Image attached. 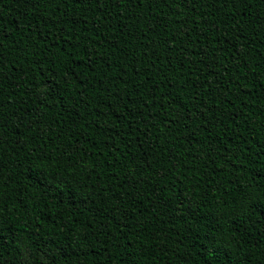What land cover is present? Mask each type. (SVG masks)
I'll use <instances>...</instances> for the list:
<instances>
[{"label":"trees","instance_id":"1","mask_svg":"<svg viewBox=\"0 0 264 264\" xmlns=\"http://www.w3.org/2000/svg\"><path fill=\"white\" fill-rule=\"evenodd\" d=\"M0 38V264H203L218 216L264 264V0H0Z\"/></svg>","mask_w":264,"mask_h":264},{"label":"snow or ice","instance_id":"2","mask_svg":"<svg viewBox=\"0 0 264 264\" xmlns=\"http://www.w3.org/2000/svg\"><path fill=\"white\" fill-rule=\"evenodd\" d=\"M78 2V0H77ZM3 38H0L2 40ZM3 47L2 42H0V48ZM71 75V73H69ZM261 187H264V185H261ZM243 199H247V196L242 197ZM181 208H183L188 213L189 223H188V230L194 232L195 226L191 223L192 220L196 221V225L199 224L200 219H206V217H200L197 218L195 216V209L189 210L188 207L184 204L183 201L180 202ZM264 206V204L257 205L256 201H252L249 204V207H259ZM222 217L218 216L215 218V220L212 221V223L215 225V227L212 229L210 233H206L202 235L201 237H195L199 238L201 240L202 246H203V254H204V262L203 264H219L220 256L223 255L225 249L223 248L220 239L218 238V235L216 233V228L220 227L219 220ZM228 222H233L229 220Z\"/></svg>","mask_w":264,"mask_h":264}]
</instances>
